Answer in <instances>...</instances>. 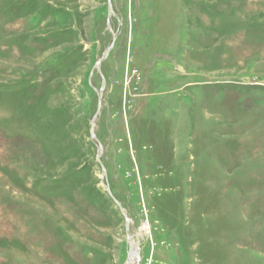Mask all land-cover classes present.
Listing matches in <instances>:
<instances>
[{
	"label": "rangeland",
	"instance_id": "1",
	"mask_svg": "<svg viewBox=\"0 0 264 264\" xmlns=\"http://www.w3.org/2000/svg\"><path fill=\"white\" fill-rule=\"evenodd\" d=\"M110 1L0 0V264H264V0Z\"/></svg>",
	"mask_w": 264,
	"mask_h": 264
},
{
	"label": "water",
	"instance_id": "2",
	"mask_svg": "<svg viewBox=\"0 0 264 264\" xmlns=\"http://www.w3.org/2000/svg\"><path fill=\"white\" fill-rule=\"evenodd\" d=\"M108 4H109V18H111L113 16V9L111 6V1L107 0ZM109 26V25H108ZM122 211V210H121ZM129 223L128 219H127V224Z\"/></svg>",
	"mask_w": 264,
	"mask_h": 264
},
{
	"label": "bare ground",
	"instance_id": "3",
	"mask_svg": "<svg viewBox=\"0 0 264 264\" xmlns=\"http://www.w3.org/2000/svg\"><path fill=\"white\" fill-rule=\"evenodd\" d=\"M130 221H131V220H130ZM141 234H142V233H141ZM132 243H133V242H132ZM134 249H135V247H134ZM134 258H135V257H134ZM132 259H133V258H132ZM132 259H131V262L134 263V261H133Z\"/></svg>",
	"mask_w": 264,
	"mask_h": 264
}]
</instances>
